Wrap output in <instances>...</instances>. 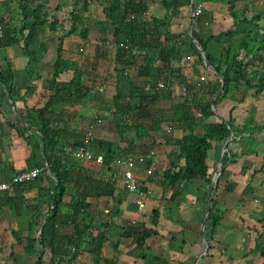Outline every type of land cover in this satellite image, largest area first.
<instances>
[{
    "label": "trees",
    "instance_id": "trees-1",
    "mask_svg": "<svg viewBox=\"0 0 264 264\" xmlns=\"http://www.w3.org/2000/svg\"><path fill=\"white\" fill-rule=\"evenodd\" d=\"M93 1L101 5L103 19L91 17L89 11ZM156 1L166 9L170 8V14L161 18L149 16L147 4ZM203 1L219 0H194V3L202 7ZM220 1L227 4L231 14L237 1L243 3V8L233 16L232 28L206 38L196 29L203 9L199 15L187 17L189 22L193 18L191 33L187 29L180 35L164 31L170 18L177 12L179 14L178 8L190 5L191 0H74L70 9L65 11L67 15L62 21H70V24L64 35L58 37L54 49L56 56L46 68L49 76L45 86L49 89V97L42 107L29 110L30 115L36 113L40 122V146L47 164L37 163L43 169L35 179L12 186L17 191L18 208L22 202L26 203L22 207L24 214L30 207L24 192L31 186L38 189L34 198L35 213L27 221L29 234L24 242V252L35 255L30 264H119L117 256L123 252L121 245L126 241L129 243L125 244L128 245L125 253L143 264H169L167 258L153 251L150 240L157 233V209H152L149 223L147 219L124 220L120 225L116 223L121 227L118 236L111 233L115 219L121 216L123 196L130 192L125 183L121 188L113 177L115 159L149 151L154 152L153 156L139 165L151 172H146L141 180L136 177L138 185L150 195L151 189L145 183L160 184L171 190L168 200L172 202L193 191L196 201L204 206L201 220L208 213L203 233L209 241L212 229L222 216L217 211L216 199L212 197L210 200L215 179L212 176L213 161H218L221 155L219 149L230 135L229 126L234 130L230 142L253 146L256 142L254 131L264 135V118L261 123L248 120L237 124L233 116L237 104L264 91V25L261 23L264 5L248 16L252 11H249L251 0ZM17 2L19 25L11 26L7 22L2 25L0 47L19 43L31 60L34 57L33 44L40 45L44 31H56L60 25L61 19L56 12L64 3L50 9L46 6L48 0ZM91 29L97 32L96 60L91 67L65 58L64 37L77 33L82 43L76 44L75 48L80 50ZM194 41L205 50L214 71L223 76L224 87L214 97V107L219 109L220 102L229 98L232 104L225 115L216 113L211 106V97L221 82L216 73L206 69ZM38 50L42 51V48ZM189 54L196 57L194 64L205 72L199 74L196 68L194 72L199 75L192 82H188L180 64L181 58ZM174 61L179 63L174 64ZM69 69H73L72 78L59 80L60 73ZM202 75L204 79L200 80ZM159 82L163 83L162 87L157 85ZM146 85H150V89L146 90ZM109 86L114 91L107 105L104 96ZM161 100L172 101L167 110L157 107ZM96 102L103 104L104 109L100 108V114L83 124L82 131H77L80 136L75 140L62 138L61 135L69 132L68 121L63 123L61 120L62 107L67 103L85 107ZM92 126H105L114 131L118 139L90 137ZM174 129L181 130L183 135L168 156V167L158 171L153 167V157L157 147L168 139L167 133ZM80 146L95 155L100 153L102 161L98 163L91 159L94 163L87 166L82 158L67 150ZM211 150H215V154L210 162ZM237 157L238 154L228 147L218 180L225 167ZM197 180L201 182L196 184ZM70 181L79 185L96 182L93 199H87L90 196L87 192L83 196L71 193ZM66 195L71 196L69 201L65 200ZM16 238H20L18 234ZM106 246L112 250L113 256L105 255Z\"/></svg>",
    "mask_w": 264,
    "mask_h": 264
},
{
    "label": "crops",
    "instance_id": "crops-1",
    "mask_svg": "<svg viewBox=\"0 0 264 264\" xmlns=\"http://www.w3.org/2000/svg\"><path fill=\"white\" fill-rule=\"evenodd\" d=\"M73 1L48 0L46 6L50 9L56 7L58 3H64L61 10L56 12L61 19L60 25L57 26L56 31H44L41 46L33 44L34 57L31 60L19 43L0 47V180L8 181L18 171L30 169L32 166H37V163L47 164L40 146L41 138L38 131L40 122L36 113L32 112L30 115L29 110L42 107L49 97V89L45 86L49 76L46 68L56 56L54 49L58 37L64 35L65 29L69 27L70 21H62V18L67 15L65 11L70 9ZM251 1L249 11L251 9L252 11L248 12V16L264 5V0ZM235 5L231 14L227 4L220 0L203 1L201 18L196 24L198 33L206 38L232 28L233 16L243 8L241 1H237ZM170 10L159 1L147 4L149 16L161 18L170 14ZM178 10L179 14L177 12L170 18L166 29L162 28L173 35H180L185 29L188 31L190 29L191 21L189 22L187 18L191 15L190 5L181 6ZM89 12L95 19L104 18L101 5L96 1L92 2ZM6 22L11 26L19 25L17 0H0L1 28ZM261 23L264 25V20ZM11 31L13 32V29ZM96 42L97 32L94 29L90 30L88 40L80 50L75 48L76 44L82 43L77 33L65 36L64 56L74 60L78 65L91 67L96 60L94 46ZM72 44L74 49L71 50ZM40 48L42 51L38 50ZM195 60L196 57L191 54L184 55L180 60L182 72L188 82L195 81L199 74L205 73L202 67L194 64ZM178 63L174 61V64ZM196 68L199 69V74L194 72ZM72 75L73 69H69L60 73L59 80H69ZM113 91L112 86L106 90L104 102L107 105L110 103ZM171 103V100H161L157 103V107L167 110ZM231 104L229 98L222 100L217 109L218 113L227 114ZM103 106L98 102L85 107L72 103L65 104L62 107L61 120L63 123L68 121L69 132L61 137L69 140L77 139L80 136H77V131L81 132L83 124L89 123L97 114H100L98 111L100 108L104 109ZM233 116L237 124L248 120L261 123L264 118V91L257 97L250 96L244 102L237 104L233 110ZM162 126L165 127V124ZM166 128V130L169 129L167 126ZM89 135L101 139H118V135L105 126H92ZM182 135L181 130L175 129L167 133L168 139L163 145L157 147V153L153 157L154 168L163 171L168 167V156L176 148ZM253 135L256 138L253 146L239 142L228 144L231 151L237 153L238 157L225 167L216 184L217 189L215 188L212 197L216 199L217 211L222 216L211 231L206 251L202 253L206 244L202 239L201 229L204 206L196 201L193 191L178 196L172 202L168 200L171 190L152 182L145 183L151 189V194L146 196L142 209L137 208L134 192L130 191L123 196L120 205L121 216L115 219L111 227L112 235L118 236L121 230L116 223L120 225L124 220L141 219H147L149 223L152 209H157L159 211L157 233L150 240L153 251L167 258L169 264H191L196 256H199L197 264H264V145L262 144L264 135L259 131H254ZM121 146L124 144L121 143ZM221 150L222 148L219 152ZM214 154L215 150L209 152L210 162ZM82 161L87 166L90 165L89 163H94L91 159H82ZM115 167L113 177L122 188L126 167L122 163H117ZM133 173L141 180L146 174V168L144 165L136 166ZM199 182L201 181H195L196 184ZM42 184L46 185L44 182ZM94 184H96L94 181L86 185L70 181L68 187L70 192L77 196H83L84 192L89 193L90 196L87 199L92 200ZM209 187L210 185L208 189ZM16 193L13 187L0 192V264H30L35 258L34 254L24 252V242L29 234V230L26 229L27 221L31 214L35 213L33 206L36 204L34 198L38 194V189L37 186H31L24 192V196L28 198L27 205H30L25 214L22 207L26 203L22 202L21 208H18L20 203ZM70 197L66 195L65 200L69 201ZM144 214H146L145 217ZM16 234L19 235V239L16 238ZM33 234L36 232L34 231ZM127 243L129 241L121 245L123 252L117 256L118 263L143 264L141 260L125 253ZM103 251L106 256H113L109 246H106Z\"/></svg>",
    "mask_w": 264,
    "mask_h": 264
},
{
    "label": "built area",
    "instance_id": "built-area-1",
    "mask_svg": "<svg viewBox=\"0 0 264 264\" xmlns=\"http://www.w3.org/2000/svg\"><path fill=\"white\" fill-rule=\"evenodd\" d=\"M202 11V7L200 4H194V12L193 15H199ZM2 34V28L0 26V35ZM204 76H200V80H203ZM159 87L163 86L162 82L157 83ZM145 89H150V85H146ZM71 151V153L78 158L82 159H94L96 162L100 163L102 161V155H93V153L84 146H80L74 150L71 148L67 149ZM153 151H149L147 153H139L135 155H126L125 157H117L115 162L118 164H124L126 169L124 170V183L126 188L129 191H132L136 194V204L138 209H142L145 205V198L149 194V191L144 190L138 185L136 176L133 173L134 168L144 163V161L153 155ZM42 167L40 166H32L30 169H23L15 173L12 178L8 181L0 180V192L6 191L10 189L14 184L24 183L35 179L40 172L42 171ZM146 172L150 174V169H146Z\"/></svg>",
    "mask_w": 264,
    "mask_h": 264
},
{
    "label": "water",
    "instance_id": "water-1",
    "mask_svg": "<svg viewBox=\"0 0 264 264\" xmlns=\"http://www.w3.org/2000/svg\"><path fill=\"white\" fill-rule=\"evenodd\" d=\"M190 11H191V16L193 17V12H194V0H191V2H190ZM192 22H193V18H192L191 23H190V29H189V32H190V33L192 32ZM191 35H192V34H191ZM192 38H193V36H192ZM194 42H195V41H194ZM195 47H196V50H197L199 53L202 54V56H203V61H204V65H205L206 69L209 70V71H211V72H213V73H216V72L214 71L212 65H211L210 62H209V58H208V55L206 54L205 50H204L202 47H200L196 42H195ZM216 74H217L218 78L220 79L221 84H220V87H219V88L216 90V92L214 93V95L211 97L210 103H211V106L213 107L214 111H215L216 113H218L217 110H216V108L214 107V97H215L220 91H222V89H223V87H224V79H223V76H222L221 74H219V73H216ZM229 129H230V135L227 137V139H226L225 142L223 143L222 150H221V155H220V157H219V159H218V161H217V164L215 165L214 170H213V174H212V176H213V177L215 176V179H214V184H213V187H212V191L210 192V200H211V198H212V196H213V194H214V192H215V187H216V184H217L218 177H219V175H220V167H221L222 162H223L224 153H225V151H226L227 148H228V144H229V142L231 141V139H232L233 136H234V130H233V128H232L231 126H229ZM210 205H211V201H209V206H210ZM207 217H208V213H206V215L204 216V219H203V221H202V227H201V229H202V239H203V241L206 243V244H205V247H204L203 250H202V253H203L204 251H206V249H207V239H206V237H205V234L203 233V227H204V224H205V221H206ZM198 258H199V256L194 257V259L192 260V263H191V264H197V260H198Z\"/></svg>",
    "mask_w": 264,
    "mask_h": 264
},
{
    "label": "rangeland",
    "instance_id": "rangeland-1",
    "mask_svg": "<svg viewBox=\"0 0 264 264\" xmlns=\"http://www.w3.org/2000/svg\"><path fill=\"white\" fill-rule=\"evenodd\" d=\"M217 111H218V110H217ZM213 162H214L213 164H214V166H215V165L217 164V160L215 161V159H214ZM204 243H205V242H204Z\"/></svg>",
    "mask_w": 264,
    "mask_h": 264
},
{
    "label": "clouds",
    "instance_id": "clouds-1",
    "mask_svg": "<svg viewBox=\"0 0 264 264\" xmlns=\"http://www.w3.org/2000/svg\"><path fill=\"white\" fill-rule=\"evenodd\" d=\"M195 4V3H194ZM194 16V15H193Z\"/></svg>",
    "mask_w": 264,
    "mask_h": 264
}]
</instances>
